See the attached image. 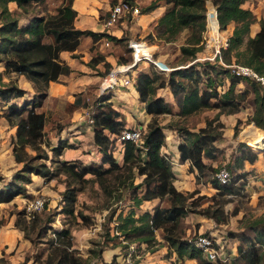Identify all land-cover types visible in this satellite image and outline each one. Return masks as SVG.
Here are the masks:
<instances>
[{
  "label": "trees",
  "instance_id": "1",
  "mask_svg": "<svg viewBox=\"0 0 264 264\" xmlns=\"http://www.w3.org/2000/svg\"><path fill=\"white\" fill-rule=\"evenodd\" d=\"M10 1L15 2L18 14L8 8ZM43 1L0 0V65L3 67L0 70V100L8 101L24 93V90L19 88L14 80L3 81V73L23 74L36 89L30 100H25L19 105L15 102L11 103L3 114L8 123L16 127L11 150L15 162L19 163L20 167L7 180L0 174L2 183L0 202H9L14 196L25 193V184L31 181L29 176L31 173L51 177L63 171L66 175L77 178L87 172L100 173V177L106 174L112 175L114 172L116 177H120L121 172H126L128 174L123 176V184L129 178L132 180L135 175L142 176L141 181L133 187H131L132 182H128L129 189L133 188L130 191L133 198L132 205L136 207L143 200L154 198H158L160 202L151 210L141 211L137 216L134 215L132 209L124 214L120 210L117 214L118 222L115 231H119L127 242H144L147 248L152 250L159 244L156 236L158 232L159 236L164 239L168 250L175 253L178 264H184L185 258L195 259L196 264H212L202 256V250L194 244V239L182 236L180 232L177 233L176 228L180 219L189 211L205 218H211L216 224L224 223L228 215L223 208L224 196L236 195L243 187V182L240 180L242 176L235 173L236 167L243 159L254 161L257 155L243 142L238 143L235 147L236 164L233 163L229 171V181L220 184L210 175L211 178L203 183H209L214 187L218 191L217 195H204L199 200L189 202L198 190L181 191L175 187L171 161L166 154L161 152L165 134L156 115L171 113L172 106L162 96L157 95L156 89L167 87L170 90L178 108L175 114L182 117L208 106L218 107L228 113L241 109L245 105L243 101L249 99L252 112L246 119L253 122L256 127L264 129V85L255 78L232 74L229 67L220 64L218 57H215L214 61L196 60L188 65L182 64L173 69L167 80L164 78L157 80L158 76H154L152 69L139 71L135 79V89L139 101L144 104L145 111L152 117L146 124L139 143L124 140L122 164H118L107 151L111 141L108 134L118 135L126 129L123 118L117 119L120 114L111 107L110 102L106 101L112 94L108 91L104 92L106 95L100 97L102 103H100L99 110L90 114L92 139L102 151V164L96 162L82 164L77 160L56 158L52 160L54 169L52 165L47 166L45 162L47 155L41 148V142L50 147L54 156H59L68 143L64 139H59L52 146L46 138L42 139L46 116L44 112H36L34 107L39 105L43 99L44 87L49 81L59 80L60 76L68 75L71 71L70 66L60 57V52L76 50L83 36H90L93 40L105 37L114 43H118L121 37H115L104 30L95 32L75 27L76 10L72 7V0H61L50 12H42L40 8L35 12V6ZM118 1L134 3L132 0H111V3ZM206 1L214 6L220 29L224 30L229 23L233 24L231 33L228 35V45L221 51L223 62L249 66L257 74L264 76V18L258 20L259 30L255 35L249 36V25L256 18L249 8L242 6L247 0H165L171 6L158 18L159 37L173 40L175 35L186 28L190 36L186 39V44L180 46V50L186 57H190L189 61L193 60L201 49V33L205 28L206 20ZM156 6L155 4L145 7L142 12L146 13ZM22 15H30V17L26 23L19 24L18 16ZM127 19L133 21L130 17ZM46 37H48L47 41H45ZM231 51H233V57L229 56ZM73 56L76 54L74 53ZM95 57H92L94 61H90L97 62L99 59ZM127 60L129 59L119 60V62ZM192 69L195 70L197 80L190 89L180 95L181 92L175 88L184 89V87L172 82V73L183 76L181 73L187 70L191 73ZM223 77L227 78L228 89L220 93L216 79ZM239 83L243 86L239 91H235L233 86ZM202 85L204 88L200 87ZM214 120L216 123L211 121V118L206 119L204 125L197 129L185 126L176 128L179 137L177 162H187L189 170L196 171V182L204 171L212 174L218 169L205 161L207 159L212 161L220 151L216 142L222 138L223 124L219 120ZM236 134L235 130L233 135ZM250 146L258 148L255 145ZM28 149L33 153H30ZM103 163H107V166H103ZM138 188L140 192H137ZM74 200V189L67 187L62 196L61 211L66 214L73 213ZM206 201L205 206L196 208ZM235 213L236 210L230 212V214ZM246 227L245 230L228 233L229 236L239 239L240 244L237 249L240 255L248 260L252 250L249 251V248L244 246L251 247L256 244L261 247L264 255V212L249 221ZM201 234L214 238L211 232ZM196 236L194 235V238ZM50 245L53 255L44 264H88L85 258L71 249L72 241L68 228L63 227L55 231Z\"/></svg>",
  "mask_w": 264,
  "mask_h": 264
},
{
  "label": "rangeland",
  "instance_id": "2",
  "mask_svg": "<svg viewBox=\"0 0 264 264\" xmlns=\"http://www.w3.org/2000/svg\"><path fill=\"white\" fill-rule=\"evenodd\" d=\"M60 1L61 0H44L38 6H35L34 11L36 12L40 8L42 12H50L54 6L59 4ZM103 1L104 6L98 10V15H100L99 19L104 17L106 9L110 4H112L111 0ZM132 2L138 5L139 14L143 13L142 11L145 7L154 6L156 4L157 6L154 8L155 11L152 13L153 16L161 14L160 12L164 13L171 6L166 3L165 0H132ZM257 2L259 1L257 0ZM205 3L207 7L210 2L206 1ZM16 13L18 14L19 12L15 11V14ZM158 18L159 17L150 19L146 25L144 24V26L137 25L134 20L130 21L129 19L124 18L121 21H125L129 29H123L124 33L121 35V40L118 41V46L120 48H115L111 45H103L104 49H102V51L105 54L121 53L117 59V62L120 63L119 60L122 61L124 59H129L130 57L129 49L126 47V40L131 37L144 38L153 44V59H157V64L163 68H159L157 67L158 65L156 66L155 64L153 65V63H144L143 65H140L141 69L139 70L146 71L148 69H152L151 71L154 76H158L157 80H161L163 78L164 80H167L168 76L171 72H173V69L180 67L182 64H186L190 59V57H186L180 50V46L186 44V39L190 36V33L185 28L175 35L173 40H165L164 38L159 37V26L157 24ZM230 25L231 23L226 26L223 30V34L229 35L231 33L232 27ZM122 26V22L120 21L114 25V27ZM140 28L144 29L141 31ZM129 32L132 33V35H130ZM133 32L136 33L133 34ZM105 39L106 38H103L101 40L104 41ZM47 40L48 37L45 38V41ZM101 40L99 39L97 44H92L93 49L91 48L89 50L92 53V57L96 56L95 58L99 60L100 58L98 57V54H100V51L97 50V48L100 47L99 45ZM201 40H203V38ZM111 48L113 50H111ZM232 54L233 51L229 52V56L233 57ZM76 59L82 70L85 69L83 65H86L87 74H84L79 69H76L74 73L72 72V69L70 72L71 76L65 75L60 77V81L62 83L75 86V84L78 85L81 82V79L86 77V75H99V77H102V75L105 74L102 69L100 70L98 67H93L91 65L90 62L92 60L94 61V59L91 58V61H84L78 56ZM108 67V65H105V70H108ZM196 68L199 67L196 66ZM194 71L195 70L192 69L190 73L187 70V72L185 71L181 73L183 76L172 73V82L179 83L182 87H184V89L179 87L175 88L177 91L181 92L180 95L195 84V80L197 79ZM138 73H133L134 81H136L135 79ZM11 80L15 81V78H12ZM216 82L219 83V85H217V89L220 90V93L228 89L227 78L223 77L216 79ZM89 85L90 86H85L83 89V86L77 88L72 87L69 91V93H72H61L60 95L51 96V98L42 102L41 108L44 110V114L46 116L42 139L46 138L49 144L53 146V144H56L58 135L59 137H69L73 134L72 132L75 129H83L84 131L81 132L84 135L85 141H87L88 131H86L87 129H85V126H88V124L91 123L90 114L97 112L100 108V103H102L100 101L101 94L99 93L100 89L98 81ZM242 86L243 84L239 83L238 85L233 86V88L235 91H238L242 88ZM47 87L48 84L44 87V96L46 95ZM200 87L204 88V85ZM34 90L36 89L34 88ZM156 91L158 93L157 95L160 96H164L165 94L170 95L166 87H159ZM72 96L74 103L69 104L68 102H65L67 99H71ZM170 98V101H167L164 97V99L172 106L171 113L156 115L158 123L161 125L165 135L167 136L165 140H168V142H172V139H179L176 133L177 127L185 126L197 129L198 126H201L202 124L204 125L205 120L209 118H211V121L213 122H215L214 119H216L223 124V127L221 128L223 136V132L225 131L224 129L227 123H229L226 115L229 116L237 111L234 110L227 113L218 107L208 106L196 113L182 117L175 114V110H177L175 109L177 108L176 101L173 96L171 97V95ZM248 100L243 101L245 102L244 108H247V111L252 112V107H249L252 105L249 104ZM134 103V105L130 102L127 103L130 105L128 107L125 106L126 102H117L115 100L118 110L122 113V115L124 114L128 117V119H130L132 112L130 108L134 107L133 109L135 111L137 104L136 102ZM74 107L78 108L80 114L78 112L72 113L74 111L72 108ZM248 116L249 114H246V117ZM246 117H244L243 123L241 122V124L239 123V125H237V122L235 126L233 125L231 136L227 135L216 142L220 151L217 152L216 157L212 161L207 159V162H210L214 168L225 166L230 171L233 163L236 164L234 158L237 153L235 151L234 144L237 138L241 137L240 133L243 127H246L251 123L246 119ZM70 123H75L76 127L67 129V125ZM251 124L255 126L253 122ZM5 125L6 122L0 119V174L7 180L20 165L14 163L13 161L14 156L11 150L13 134H11L8 129L4 128ZM258 128L264 131V129L260 127ZM259 129L258 131L261 132ZM235 130L237 131V134L234 136L233 132ZM256 133L257 131L254 130L252 125L247 127L244 131V135L247 137ZM72 140H74V138ZM258 140L259 142L262 141V135H260ZM88 141L91 142L90 139H88ZM250 141H254V139L251 138ZM245 144L247 147L250 146L247 142ZM40 145L42 150L45 151V154L47 155L45 160L47 166L52 165L55 169L54 164H52V160L56 158L59 159V157L53 155L50 147L45 146L42 142ZM71 145L74 146L73 144ZM165 145L166 144L164 142V146ZM262 148L264 147L262 146ZM83 150L84 149H82L83 153H89L90 146L88 145L86 149L84 151ZM28 151L33 153L30 149H28ZM72 154V150H66L65 157L68 158L67 160H76L71 159ZM119 155L120 152H115V158L113 157L114 160H116ZM166 155L171 157L172 153H166ZM12 157L13 159L11 161ZM122 160L123 158L119 159L121 164L123 162ZM81 163L85 164L86 162ZM183 166L177 167L180 169H175L177 172L176 174H179L180 172L183 173L181 170L185 167ZM185 170L186 173L193 172L194 182L196 171H190L189 167H185ZM120 174V177H116L115 172L112 175L106 174L103 177H100V173L94 174L87 172L83 176L76 178L74 176L72 177L70 175H66L63 171H59L51 177H43L38 174L31 173V181L25 184V193L16 195L12 198L10 203L0 205V264H6L7 262L11 264H44L45 261L53 255L50 242L51 238L54 236V232L63 227L68 228L70 231L72 241L71 249L77 251L83 258H85L88 264H158L162 259L167 262L172 260V258H175L173 257L174 254L168 250L164 239L159 236L158 232H156V236L159 240V244L157 243L158 245L156 248L152 250L148 249L144 242H127V240L120 235L119 231H115V226L118 222L117 214L120 210H122V213L124 214L128 210L132 209L134 211V215L137 216L143 209L151 210L153 207L152 202L159 204L158 198H155L152 199L154 201L145 203L142 202L140 205L134 207L132 205L133 198L131 197L130 191L133 189L131 187L139 183L140 176L135 175L132 180L129 178L123 184L122 178L128 173L121 172ZM210 175L211 177H214V173L210 174L208 171H204L200 174L199 180H197V182L195 181L194 184L196 185L198 182H201V184L207 186V184L203 182L208 181L211 178ZM182 178V175H174V181L176 183L181 181ZM128 182H132L130 189ZM195 185L193 189H197L198 191L194 194L192 199H189V202H194L195 200H199L204 195H207V193H200L199 189ZM67 187L74 189V210L71 214H66L61 211L63 206L62 196ZM239 190L241 191H239L236 195L224 196L225 201L223 203V208L228 213L224 223L216 224L211 218H205L189 211L186 216L180 219L179 225L176 228L177 233L180 232L182 236L185 235L191 239H194V235H198L199 233L211 232L214 237L216 247L220 248L219 250L221 251L220 255L212 262V264H264V255L262 254L261 247L259 245L256 244L251 247L244 246L245 248H249V251L252 250L248 260H245L240 255V251L237 249L238 244H240L239 239L228 235L229 232H239L247 229L246 224L264 212L263 196H258L257 198L255 196L251 197L247 196L242 188ZM137 192H140L139 188L137 189ZM38 196L44 197L43 207L36 213L34 218L27 219L25 217V206L28 201ZM206 204L207 201L196 208L198 209ZM233 210H236V213L230 214ZM107 238L110 239L106 240ZM130 246H133V251L129 255ZM174 260V264H178V260ZM171 262H173V260Z\"/></svg>",
  "mask_w": 264,
  "mask_h": 264
},
{
  "label": "crops",
  "instance_id": "3",
  "mask_svg": "<svg viewBox=\"0 0 264 264\" xmlns=\"http://www.w3.org/2000/svg\"><path fill=\"white\" fill-rule=\"evenodd\" d=\"M259 2H257V0H247L245 1L242 6L243 7H247L249 8L253 14L255 15L256 20L254 22H252L249 25V32L248 35L249 36H254L255 33L259 30V23L258 20L260 18H264V0H258ZM104 4L103 0H72V7L76 10V16L74 18V26L77 28H81V29H90L93 30L95 32H101L103 31V26H102V18H100V15H98V10L101 9L102 6ZM8 8L13 12V11H18L15 2L10 1L8 3ZM257 10V12H256ZM153 11H155L154 9L152 11H148L146 13H140L139 16L136 19H133L135 23H137V25H142L144 26V24L146 25L147 22L150 19L153 18H157L159 17V15H162L163 13L160 12L161 14L157 15V16H153L152 13ZM30 15H22V16H18V23L19 24H24L28 21ZM122 27H112L108 33L115 36V37H121V35L124 33L123 29H129L127 27V24L125 21L122 22ZM231 27H233V24L231 23L230 25ZM144 28H140V30L142 31ZM138 30V31H140ZM136 32H133V34H135ZM130 35H132V33L129 32ZM105 37L100 38L103 39ZM107 39V38H106ZM93 39L90 36H83L80 38V47H78L76 50L74 51H61L60 52V57L70 66L71 71L73 69L72 72L75 73L76 69H79L80 71H82L84 74L86 73V65H83L85 67L84 70H82L80 64L78 63L76 57L78 56L80 59L87 61L90 60L92 58V53L91 51H89L91 48L93 49L92 44H97V41L99 39H96L94 41H92ZM110 42V45L112 47L115 48H120L118 46V43H114L112 40L107 39ZM103 40L100 41V49L97 48V50H99L100 54H98V57L100 58V60H98L97 62H91V65L93 67H98L100 70L102 69L103 72L106 74L107 71L114 66L117 62L118 56L121 55V53L119 54H114V53H104L102 51L103 48ZM109 45V46H110ZM111 50H113L111 48ZM74 53H77L76 56H73ZM80 53V54H78ZM105 65H108L109 69L105 70ZM2 65H0V70L2 69ZM136 70V69H135ZM134 72H137V70ZM70 71V72H71ZM146 71H149L146 70ZM133 72V73H134ZM138 73V72H137ZM105 74L102 75V77L98 76H89L86 75V77H84L83 79H81V82L77 85L75 84V86H70L67 84L62 83L60 80L61 78H59V80H55V81H49L48 83V87L46 90V95L43 97V99L41 100L40 104L34 107V110L36 112H44V110L41 108L42 102L48 98H51V96H55V95H60L61 93H69V91L71 90L72 87H80L83 86L82 89L85 86H90L89 84L91 83H95L98 81L99 83V89L101 88V84L103 81V77L105 76ZM71 76V73H69L67 76ZM133 76V74H132ZM15 78V82L16 85L24 90L23 95L20 96H16V97H12L10 98L8 101H4V100H0V119L4 120L6 122V125L4 126L5 129H8L9 132L12 135V137L15 134L16 131V127L15 125H11L8 123V121L6 120V118L4 117V111L7 109V107L15 102L16 104H21L23 103L25 100H30L33 96V94L35 93V90L33 88L32 82H30L23 74H16V73H3L2 74V80L3 81H8L9 79ZM61 77V76H60ZM100 79V80H99ZM132 84V85H131ZM135 81H134V76L131 79L130 84H128L127 86L125 85H119L116 89H114L110 94L109 99H107V102H110L111 107L116 110L120 115L117 116V119L123 118L124 120V127L125 128H135V127H141L145 129L146 123L147 121L152 117V115L150 113H147L144 109V104L139 101L138 99V93L135 89ZM241 84V83H240ZM167 88V87H166ZM167 90L169 91L171 97L172 94L170 92V90L167 88ZM239 91V90H238ZM72 93V92H70ZM69 93V94H70ZM101 95H106L104 94V92H99ZM157 93V91H156ZM158 94V93H157ZM170 95L169 94H165L164 96H162L163 98L165 97V99L167 101H170ZM101 97V96H100ZM115 100L117 102L122 101V102H126L125 106H130L127 103H131V104H135L134 102H136V108L134 111V107L130 108L131 109V117L130 119H128V117H126L124 114L122 115V113L118 110L116 104H115ZM105 101V100H103ZM69 104H72L74 102L73 96L71 99H67V101ZM30 106V105H29ZM177 106V105H176ZM245 105L240 109L235 111L234 113L230 114L229 116L226 115V117H228V121L229 123H227L226 127H225V131L223 132V136L225 137L227 135L232 134V130H233V125L235 126L236 123L238 122L237 125H239V123L241 124V122L243 123V119L244 117H246V114H251L250 111H247V108H244ZM251 107V106H249ZM178 109V108H175ZM72 110H74L72 113L78 112L80 114V112L78 111L77 107L72 108ZM177 110H175L176 112ZM252 111V110H251ZM222 117V116H221ZM247 118V117H246ZM252 123V122H251ZM248 124L246 127H243V129L241 130L240 136L242 137H238L234 147H236V145L240 142H243L244 144L247 142L250 145H255L258 148H254L251 146H248L249 149H251L252 151H254L257 155L256 159L254 161H249L247 159H243L241 163H238L235 173H238L242 176V178L240 180H242L243 182V191L247 194V196H251V197H258V196H263L264 197V148H262V141L259 142V137L260 135H263L264 131H262L261 129H259L258 127L254 126L253 124ZM75 123H70L67 125V129H72L71 127H76ZM203 125V124H202ZM201 125V126H202ZM250 125H253L252 127L254 128L255 131H257L256 134H253L249 137L244 135V131L247 129V127H249ZM199 127V126H198ZM259 129L261 132H259L256 129ZM65 129V128H64ZM85 129H87V141H85L84 135L82 134L81 131H84L83 129H75L72 133L71 136L69 137H59V135L57 136V140L56 143L58 142L59 139H64L66 140V142L69 144L68 146H65L61 153L59 154V159L60 160H67L68 158L65 157V153L66 150H72L73 154H72V158L71 159H76L77 161L80 162H86V163H90V162H96V163H100L101 162V158H102V151L100 149V147L95 144L93 142V129H92V125L91 123L88 124V126H85ZM164 131V130H163ZM165 134V132H164ZM111 138L110 144L112 146V148L110 149V152L107 151L112 155V157L115 158V152H120V155L118 158H116V162L119 164H121V162H119V159H122L123 156V150H119L118 149V143L115 140L116 135L114 134H108ZM167 136L165 135V138ZM74 138V140H72ZM178 138V137H177ZM253 138L254 141H250V139ZM70 139V140H69ZM88 139H90L91 142L88 141ZM179 140V139H178ZM177 139H172V142H168V140H165V146L162 145L161 147V152L166 154V153H172L171 157H169L171 164H172V170L174 175L176 176H180L182 175V180L179 181L178 183H176L175 181H173L175 187L181 191H191L193 190L194 187V182H193V172H187L185 170V167H188V163H178L177 162V158H178V150H177V143H178ZM246 142H245V141ZM262 140H263V136H262ZM71 144H73L74 146H72ZM217 144V143H216ZM259 144V145H258ZM55 145V144H53ZM90 146V152L89 153H83L82 149H86L87 146ZM218 145V144H217ZM109 147V146H108ZM264 147V146H263ZM164 148V150H163ZM168 149V150H167ZM83 150V151H84ZM170 151V152H169ZM87 152V150H86ZM93 154V155H91ZM13 157L11 158L12 161ZM14 163L15 160L13 159ZM208 161V160H205ZM19 164V163H16ZM20 165V164H19ZM185 167H184V166ZM103 166H107V163H103ZM184 167L182 168V172L183 173H179L176 174V170L175 169H180L177 167ZM20 167V166H18ZM180 171V170H179ZM31 175V174H30ZM29 175V176H30ZM193 175V176H192ZM36 176V175H35ZM186 177V178H184ZM31 178V177H30ZM142 179V176H140V181ZM177 180V179H176ZM188 180V181H187ZM191 180V181H190ZM2 183H0L1 186ZM207 184V186L201 184V182H198L195 186H197V188L199 189L200 193H207V195H212L215 194L217 195V190L212 187L209 183H205ZM188 185V186H187ZM39 189V188H37ZM227 196H231V195H227ZM233 196V195H232ZM15 197V196H14ZM155 199V198H154ZM159 200V199H158ZM12 200H10L9 202H0V205L3 204H7L10 203ZM150 201H154L152 199L150 200H143L142 202H150ZM160 202V201H159ZM153 206H155L157 203L152 202ZM143 210H147V209H143ZM142 210V211H143ZM171 254V253H170ZM172 254H174L172 258L173 262L175 261L174 259H176V255L174 252H172ZM170 256V255H169ZM163 261L160 260V262L158 264H171V261ZM179 262V261H178ZM184 264H196V260L192 259V258H185L183 260Z\"/></svg>",
  "mask_w": 264,
  "mask_h": 264
},
{
  "label": "built area",
  "instance_id": "4",
  "mask_svg": "<svg viewBox=\"0 0 264 264\" xmlns=\"http://www.w3.org/2000/svg\"><path fill=\"white\" fill-rule=\"evenodd\" d=\"M127 15L132 20L135 19L139 15L138 5L135 3H129L127 1H118L112 5H109V7L106 9L104 17L102 18L103 30L108 32L119 20L127 18ZM205 15V28L202 33L203 40H201L200 42L201 51L199 50L196 53V57L193 60L188 61L186 65L196 60L214 61L215 57H218L220 64L229 67L232 74L255 78L264 85V76L257 74L251 67L237 63L225 64L223 62L221 58V51L228 45V35L223 34V29H220L216 18L215 8L211 3L207 5ZM103 44L105 46H109L110 42L109 40L105 39L103 41ZM126 47L129 49L130 53L129 60H127L126 62L117 63L107 71V73L103 77L100 88L101 92H112L119 85L127 86L128 84H130L134 70L136 69L137 72L140 71V65H143L144 63H153V65L155 64L156 66L158 65L157 67L163 68L159 64H157V59H153V44L148 42L146 39L140 37L128 38L126 40ZM90 122H92L91 118ZM143 132L144 128L141 127L126 128L122 130L115 137V140L118 143V149L123 150L124 140H132L136 143H139L141 141ZM262 136V146H264V133ZM111 148L112 146L109 145V152ZM214 177L220 184H225L230 179V172L227 167L222 166L215 171ZM43 204L44 197L42 196L35 197L34 199L28 201L25 206V217L27 219L34 218L35 214L42 209ZM193 241L195 245L201 248L202 256L206 260L213 262L220 255V248L216 247L214 238L199 233ZM132 251L133 246H130L129 255Z\"/></svg>",
  "mask_w": 264,
  "mask_h": 264
}]
</instances>
